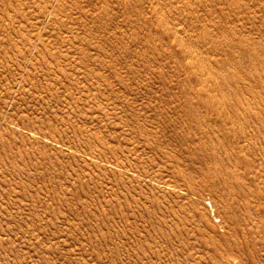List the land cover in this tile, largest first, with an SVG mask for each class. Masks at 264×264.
I'll return each instance as SVG.
<instances>
[{"label":"rangeland","instance_id":"374dc122","mask_svg":"<svg viewBox=\"0 0 264 264\" xmlns=\"http://www.w3.org/2000/svg\"><path fill=\"white\" fill-rule=\"evenodd\" d=\"M263 218L264 0H0V264H264Z\"/></svg>","mask_w":264,"mask_h":264},{"label":"bare ground","instance_id":"6f19581e","mask_svg":"<svg viewBox=\"0 0 264 264\" xmlns=\"http://www.w3.org/2000/svg\"><path fill=\"white\" fill-rule=\"evenodd\" d=\"M49 69V68H48ZM174 101V100H173ZM182 103V102H181ZM195 105V104H194ZM215 110V109H214ZM220 111V110H219ZM210 113V112H209ZM214 115H215V113H213ZM219 114V113H218ZM213 115V116H214ZM223 115H225V114H223ZM226 115H229V114H226ZM235 115H236V113H235ZM212 116V115H211ZM211 116H208L207 114H205L204 112H200V111H198V110H196V109H193V108H190V107H186V108H184V110H177V109H168V108H159V109H156L155 110V112L153 113V118H152V121L153 122H155V123H157V124H159V126L161 125L162 127H163V129L164 130H167L168 129V131H169V129H170V131H172L173 132V134H174V136L176 137V138H178V137H180V140L182 141V142H187V141H194L195 140V138L193 137L194 136V134L193 133H196V134H203L204 135V137L206 136V135H208L209 133H211V132H214L215 130H227L226 128L227 127H229V126H226L227 124H222V121L223 122H228V125H229V123H230V119L229 120H227V121H225V120H220V119H218V115H215V117L216 118H214V117H211ZM222 119V118H221ZM223 119H225V118H223ZM236 121V120H235ZM139 122V121H138ZM239 122V121H238ZM234 124V123H233ZM230 126H232L231 125V123H230ZM145 127H147V126H145ZM162 127H160V128H162ZM143 129V128H142ZM148 129H150V128H148ZM146 130V129H145ZM144 130V131H145ZM152 130V129H151ZM161 131H163V130H161ZM227 131H229V130H227ZM141 132V131H140ZM164 132V131H163ZM226 132V131H225ZM237 132V131H236ZM147 133H149V132H147ZM183 134L182 136H177V134ZM227 133V132H226ZM225 133V134H226ZM142 135H144V134H142ZM203 135L201 136V138L203 137ZM228 135H230V134H228ZM232 136H233V134H231ZM155 136V135H154ZM234 136H236V135H234ZM239 136V135H238ZM145 137H147L146 135H145ZM158 137H160V136H158ZM169 137V136H168ZM225 137H227V136H225ZM224 137V138H225ZM199 139H200V137H198ZM238 138V137H237ZM240 138V137H239ZM203 139V138H202ZM201 139V140H202ZM207 139H209V138H207ZM226 139V138H225ZM232 139V138H231ZM233 139H236V138H233ZM160 140H165V139H162V138H160ZM160 140H159V142H160ZM167 140V139H166ZM165 140V141H166ZM179 140V139H178ZM201 140H199L201 143H203V141H201ZM198 141V142H199ZM205 141V140H204ZM208 141V140H207ZM221 141H223V137H222V140ZM167 142H168V140H167ZM200 142H199V144H200ZM224 142V141H223ZM222 142V143H223ZM151 143V142H150ZM161 143H164L163 141L161 142ZM180 143V142H179ZM191 143V142H190ZM194 143V142H193ZM225 143V142H224ZM227 143V142H226ZM230 143V142H229ZM236 143V142H235ZM239 143H241V142H239ZM157 144H160V143H157ZM174 144H176V143H174ZM197 144V143H196ZM198 144V145H199ZM238 144V143H237ZM197 145V146H198ZM235 146H237V145H235ZM243 146V145H242ZM241 146V147H242ZM201 148H202V146H200ZM199 146H198V149L200 148ZM234 147V146H233ZM184 148H185V146H184ZM189 147H186V149H188ZM204 148V147H203ZM235 148V147H234ZM204 151V150H203ZM206 153V152H205ZM237 153V152H236ZM192 154V153H191ZM200 155H202V154H200ZM207 155H209V154H207ZM194 156V155H193ZM197 156V155H196ZM235 156V155H234ZM204 157V156H203ZM194 158V157H193ZM217 159V158H216ZM193 160V159H192ZM219 161V160H218ZM210 162V161H209ZM222 162H224V161H222ZM221 162V163H222ZM241 162V161H240ZM191 163V162H190ZM204 163H206V162H204ZM220 163V162H219ZM192 164V163H191ZM192 166V165H191ZM207 166H210V165H205V168H207ZM224 167V166H223ZM204 168V169H205ZM216 168V167H215ZM203 169V170H204ZM209 169H211V168H209ZM220 170L222 169V168H219ZM192 171V170H191ZM206 171H208V170H206ZM210 171V170H209ZM217 170H215V172H216ZM219 171V170H218ZM205 172V171H204ZM213 172V171H212ZM212 172L211 173H209V175H207V172H206V174L205 175H207L208 177H209V179L211 178V176H212ZM221 172V171H220ZM219 172V173H220ZM233 172V171H232ZM201 173H203V171H201ZM218 173V172H217ZM227 173H230V172H225L224 173V171L222 172V174H224V175H226ZM231 174V173H230ZM211 175V176H210ZM216 175V174H215ZM224 175H222V176H220V178H218L216 181H214L213 182V179H211L212 180V182H210V183H213V184H211V185H213L216 189H219L220 190V187H222V184L221 183H223V184H226L227 185V183H228V185L230 184V183H232V184H234V182H231L230 180H233V179H236V178H233L232 176L233 175H230L231 176V178H233V179H228L227 177L225 178L224 177ZM228 175V174H227ZM230 176H228V177H230ZM238 178V177H237ZM239 179V178H238ZM210 180V181H211ZM237 181L235 180V183H236ZM209 184V183H208ZM231 184V185H232ZM211 185H210V188H211ZM231 185L228 187V191H230L231 192V194H232V190L235 188V187H237V186H232V188L233 189H231ZM235 185H237V184H235ZM240 187H242V186H240ZM240 187L239 188H236V189H240ZM223 188V187H222ZM245 188V187H244ZM214 189V188H213ZM231 189V190H230ZM243 189V188H242ZM241 189V190H242ZM235 190V189H234ZM233 190V191H234ZM215 191V190H214ZM223 191V190H222ZM227 191V192H228ZM239 191V190H238ZM243 191V190H242ZM221 192V191H220ZM230 192H228V195L229 196H227V197H230ZM222 193V192H221ZM223 193H224V191H223ZM222 193V195H225V194H223ZM226 193V192H225ZM239 193V192H238ZM241 193H243L244 194V192H241ZM240 193V194H241ZM233 194H235V193H233ZM226 195H227V193H226ZM226 195H225V197H226ZM238 195V194H237ZM248 195V194H247ZM241 197H243L242 196V194H241ZM230 198H232V197H230ZM238 198V197H237ZM237 201H239V200H237ZM238 203V202H237ZM236 204V203H235ZM264 219V218H263ZM235 228V227H234Z\"/></svg>","mask_w":264,"mask_h":264}]
</instances>
